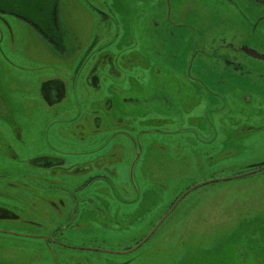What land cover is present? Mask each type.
I'll use <instances>...</instances> for the list:
<instances>
[{"label":"flooded vegetation","instance_id":"af4514ba","mask_svg":"<svg viewBox=\"0 0 264 264\" xmlns=\"http://www.w3.org/2000/svg\"><path fill=\"white\" fill-rule=\"evenodd\" d=\"M99 1L102 5L87 2L100 21L93 38L84 47L78 46L77 53L73 51L78 44H72L73 40L61 26L57 12L59 0H43L31 7L0 5V17L7 15L20 21L49 54L47 58L34 59V62L27 59L20 64L7 59L17 73L12 82L0 81V122L19 140L21 127L18 124L27 120L29 129H35L44 146V149L42 145L37 148L29 159L30 169L5 170L0 175V233L19 241H40L39 246H34L35 261L16 257L15 251L19 256L22 251L12 245L9 248L12 250L0 251V264H58L54 261V248L65 246L59 229L73 227L79 217L99 220L101 205L117 199L128 205L140 203L145 191L152 187L147 180L134 179L132 169L143 156L144 148L151 149L152 138L144 140L147 134L159 136L158 152L179 156L186 151L193 156V116L171 115L166 110L175 112V108L183 111L190 107L193 114V98L199 95V87H205L200 78L216 77L224 107L244 112L264 106L260 101L257 107L252 106L249 93L232 89L234 93H243L236 97L231 92L227 95L224 88L229 87L231 76L245 82L252 73L258 77L264 75V0H124L119 21L111 9ZM199 12H204L207 21H199ZM4 23L13 44L12 29ZM202 42L206 49L201 46ZM196 56L200 59L194 61ZM28 64H32L31 69ZM22 67L30 72H22ZM49 67H59L64 76L36 81L32 75L23 80V75L31 74L32 69ZM146 73L161 76L157 101L150 100L142 78H137ZM20 87L31 91L27 92V99L20 94ZM126 92H129L126 97L121 96ZM187 95L189 98L185 97ZM172 96L176 102H170ZM19 98L24 101L22 105ZM153 103L164 105L160 116H149L147 111ZM118 106L130 108L131 114H117ZM20 116L23 119L17 122ZM149 122L151 129H146L143 124ZM200 123L206 125L207 119L203 117ZM52 130L59 133L57 142L53 140ZM79 143L87 144L88 148L73 146ZM110 151L113 153L109 154ZM115 151L120 154L125 151L126 157H131H127L126 167L118 166L123 159L121 155L117 157ZM75 156H79L80 161L74 158L66 165L67 157ZM116 169H125L124 174L130 169V178H124L119 184L122 198L111 195L112 184L120 181ZM157 186L162 185L157 183ZM130 197L133 198L130 200ZM67 202L73 208L70 213L66 212ZM36 203L40 207L44 205L50 217H65L66 224L57 230L40 231L41 224L36 218L42 219V213L38 217L36 212L35 217L29 213ZM24 207V211L18 212ZM2 222H16L24 227L9 230L1 227ZM147 239H140L121 253L139 248ZM40 251H45L49 262L37 261Z\"/></svg>","mask_w":264,"mask_h":264},{"label":"rangeland","instance_id":"374dc122","mask_svg":"<svg viewBox=\"0 0 264 264\" xmlns=\"http://www.w3.org/2000/svg\"><path fill=\"white\" fill-rule=\"evenodd\" d=\"M42 1L38 3V0H0V5L31 7L39 5ZM88 1L94 5H102L99 0H59L57 12L60 23L67 37L73 40L72 44L75 42L78 44L77 47L75 44L73 51L75 53L78 52V46L84 47L90 42L100 21L98 15L87 6ZM102 1L119 21V16L122 14L121 3L124 0ZM1 16L0 81L4 83L12 82L16 72L8 65L7 59L20 64L27 59L34 62V59L47 58L49 54L42 49L40 42L20 21L7 15ZM199 16V21H207L204 12H199ZM4 22H7L12 29L13 44L10 42L8 27ZM193 38L196 37L193 35ZM201 46L206 49L203 42ZM199 59V56H196L194 61ZM32 64H28V69H31ZM27 67H22L24 69L22 72H27ZM33 69L31 74L23 75V80L27 76L32 78V75L36 81L56 75L64 76L59 67ZM137 78H142L150 100L157 101L161 76L146 73ZM156 79L157 83H154ZM200 80L205 87H199V95L195 96L196 99L193 98V114H190V107L183 111L174 107L177 110L175 112L165 109L171 115L193 116V156L186 151L179 156L169 152H158L161 143L159 136L155 135L156 133L151 136L147 134L144 140L152 138L155 145L151 142V149L144 148L145 154L143 153V158L141 157L137 165L135 164L132 172L134 179L138 177L143 182L147 180L152 189L145 191L143 199L139 200L140 203L128 205L117 199L101 205L99 220L79 217L73 223V227L59 229L60 238L65 246L54 248L55 262L58 264H115L125 261H129L130 264H264V168L246 176H238L258 170L264 165V106L244 112L224 107L221 105L222 92L221 88L216 86L218 82L216 77L204 76ZM228 81L229 87H224L227 88V95L230 92L233 95L234 91L231 90L238 89L243 93L251 94L252 106L257 107L259 101L264 103L262 98L264 75L258 77L252 73L245 82L231 76ZM139 87L144 89L142 84ZM20 90L19 93L27 99V92L31 93L29 88L20 87ZM215 90H218L214 92L218 97L210 93ZM242 92L236 91L234 96L238 97L243 94ZM127 94L129 92L121 96L126 97ZM189 96L185 97L189 98ZM19 101L20 105L24 103L21 98ZM176 101L172 96L170 102ZM163 108V104L153 103L147 112L150 117L160 116ZM129 110L130 108L122 109L118 106L116 113L128 116L131 114ZM114 115L116 114H112L113 117ZM203 117L207 119L206 125L200 123ZM21 119L23 116L16 118V121ZM18 125L21 127L19 140L11 129L0 122V175L16 169H30L29 159L33 158L36 149L41 148V145L44 149L41 136L36 134L34 128L29 129L27 120L21 121ZM143 125L146 129H151L152 126L150 122ZM52 131L53 140L57 142L59 133L57 130ZM73 146L78 149L88 148L87 144L80 143ZM54 148H57V145H54ZM112 153L113 151L109 152ZM123 153L115 151L116 156L121 155L123 159L118 166L126 167L127 157L130 159L131 157L129 155L126 157L125 151ZM74 158H79L80 161L79 156L67 157L66 165L73 162L71 159ZM118 162L120 163V160ZM116 170L120 181L112 184L111 195L122 198L119 184L124 182V178L127 180L130 178V169L125 174V169ZM157 183L162 186H157ZM195 185L198 186L193 188ZM184 193L186 194L178 199ZM132 198L130 197V200ZM67 204L66 212L70 213L73 208L70 203ZM25 209L26 207L18 209V212ZM34 212L37 217L42 213V219L36 218L41 224L42 232L57 230L66 224L65 217L60 219L50 217L46 207L44 205L40 207L39 203L29 211L31 215ZM2 223L1 227L9 230L24 227L18 226L19 223L16 222ZM146 237L148 239L139 248L121 253ZM19 240L0 233V251H10L12 250L9 249L10 247L17 246L21 248L22 254L19 256L18 251H15L16 257L30 262L35 261L34 246H39L40 241ZM37 261L49 262L45 251L38 252Z\"/></svg>","mask_w":264,"mask_h":264},{"label":"water","instance_id":"95a60500","mask_svg":"<svg viewBox=\"0 0 264 264\" xmlns=\"http://www.w3.org/2000/svg\"><path fill=\"white\" fill-rule=\"evenodd\" d=\"M264 168V165L261 167V168H259L258 170H255V171H250L249 173H245V174H242V175H238L239 177H241V176H246V175H249V174H252V173H254V172H258V171H260V170H262ZM201 184H204V183H201ZM198 185H195V186H193V188H196ZM155 230V229H154ZM153 230V231H154Z\"/></svg>","mask_w":264,"mask_h":264}]
</instances>
